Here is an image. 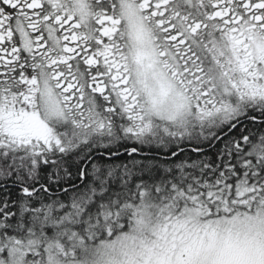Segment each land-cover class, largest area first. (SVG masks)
<instances>
[{"label":"snow or ice","instance_id":"1","mask_svg":"<svg viewBox=\"0 0 264 264\" xmlns=\"http://www.w3.org/2000/svg\"><path fill=\"white\" fill-rule=\"evenodd\" d=\"M228 94L264 99V0H0V137L59 145L48 121L102 127L98 100L143 132ZM191 201L132 209L97 264H264V188Z\"/></svg>","mask_w":264,"mask_h":264},{"label":"trees","instance_id":"2","mask_svg":"<svg viewBox=\"0 0 264 264\" xmlns=\"http://www.w3.org/2000/svg\"><path fill=\"white\" fill-rule=\"evenodd\" d=\"M213 135L210 140L195 132L177 139L176 147L144 155L119 133L110 146L98 140L94 155L85 154L89 146L82 144L61 152L53 147L44 155L1 147L0 260L13 255L29 262L34 254L42 261L50 254L58 261L80 260L67 255L69 249L78 253L79 237L89 243L87 252L109 239L110 227L119 231L136 207L182 206L192 197L203 202L209 193L223 195L240 186L264 188V154L257 150L264 145V117H251L217 141L219 132ZM48 245L60 247L62 255Z\"/></svg>","mask_w":264,"mask_h":264},{"label":"flooded vegetation","instance_id":"3","mask_svg":"<svg viewBox=\"0 0 264 264\" xmlns=\"http://www.w3.org/2000/svg\"><path fill=\"white\" fill-rule=\"evenodd\" d=\"M225 99L229 106L227 110H222L212 116L203 118L194 111L187 112L185 116L190 118V124L182 127L171 124L174 121L172 120L170 123V120L165 117L155 114L146 115L145 122L150 123V127L143 132L128 131L129 128L135 129L136 124L129 119L127 113L120 109L108 114L105 112V105L103 102L98 100L96 102V111L99 113L103 126L101 127L99 124H94L84 128L78 126L74 123L73 119L70 118H53L49 120L48 123L54 137L59 139L60 144L57 145L53 142L52 147L59 148L61 152L65 150L67 145H70L71 148H77L80 146L78 144H82L84 146H89L85 154L94 155L98 154V151H96L97 146L95 145L98 140L101 141L100 144H109L110 146V144L112 145L114 142V134L119 133V136L124 137L125 142H127L126 145H132L131 147H133L136 144L144 155L150 149L164 150V148L176 147L179 133H182V139L186 136L183 133H190L193 135L195 132H198L203 136L207 135V139L211 140L214 137L213 134L219 132V135L215 136L213 139V141H217L225 132L246 124L251 120V117L253 118L255 115L264 117V99H242L236 94H228ZM213 118H215V121H213ZM167 125H169V127H166ZM163 127L167 131L165 136H162L161 132L157 131L158 128ZM117 143L121 144L122 141H117ZM171 144L176 145L172 146ZM147 146L150 147L147 148ZM1 147L30 149L32 152L47 150V147L38 148L29 144L13 142L3 137H0V148ZM41 154L44 155L45 153L42 152ZM32 156L33 155H28L25 157L30 158ZM42 163H45V161L42 160Z\"/></svg>","mask_w":264,"mask_h":264},{"label":"rangeland","instance_id":"4","mask_svg":"<svg viewBox=\"0 0 264 264\" xmlns=\"http://www.w3.org/2000/svg\"><path fill=\"white\" fill-rule=\"evenodd\" d=\"M173 121L174 122L171 123L172 120H170V123L174 124L176 126H179V127L190 124V118L185 116V114L181 117L176 118ZM213 121H215V118H213ZM166 127H169V125H167ZM157 131L161 132L162 136H165L167 134V131L164 129V127L158 128ZM181 134L182 133H179V138H182ZM183 134L186 135L185 137L191 136L190 133H183ZM114 138H115V136H114ZM122 139H124V137H122ZM52 148L53 147L47 148L46 151H42V152L45 154L50 153ZM17 149H21V148H17ZM42 152H34L33 154H39ZM64 231L67 235H69L71 233L70 228L67 225H64ZM93 237H94L93 233L88 234V240L90 242L93 240ZM77 240H78L77 242H78V246H79L78 253L76 252L75 254H69V253H72V251H70V249H69L67 252V255L68 256L70 255V257L73 259H80V260L58 261L55 258L56 255L50 254V255H47L46 258L42 261L38 255L34 254V255L30 256L31 259H33V260H29V262H26V261H19L13 255H10L9 259H7V257H4L6 260H0V264H97V261L99 259L98 253L100 250V244H91L90 245L91 248L87 252H85V248L88 246L89 243L87 242V244H86V241H85V245H83L84 240L82 237H79ZM47 247L49 248L50 251L52 248V251H53L52 253H56V254H60V255H62V253H63L62 249L58 246L48 245ZM59 258H62V257H59Z\"/></svg>","mask_w":264,"mask_h":264},{"label":"water","instance_id":"5","mask_svg":"<svg viewBox=\"0 0 264 264\" xmlns=\"http://www.w3.org/2000/svg\"><path fill=\"white\" fill-rule=\"evenodd\" d=\"M24 192L28 194V193L33 192V190H25V189H24Z\"/></svg>","mask_w":264,"mask_h":264},{"label":"bare ground","instance_id":"6","mask_svg":"<svg viewBox=\"0 0 264 264\" xmlns=\"http://www.w3.org/2000/svg\"><path fill=\"white\" fill-rule=\"evenodd\" d=\"M120 138H122L121 136H119ZM172 146H175L176 144H171ZM33 192H34V190H33Z\"/></svg>","mask_w":264,"mask_h":264},{"label":"clouds","instance_id":"7","mask_svg":"<svg viewBox=\"0 0 264 264\" xmlns=\"http://www.w3.org/2000/svg\"><path fill=\"white\" fill-rule=\"evenodd\" d=\"M149 210H151V209H149Z\"/></svg>","mask_w":264,"mask_h":264}]
</instances>
